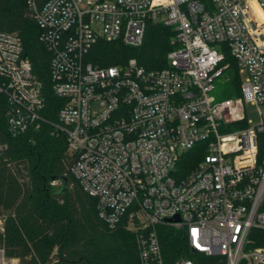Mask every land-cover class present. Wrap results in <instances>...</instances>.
<instances>
[{
  "label": "built area",
  "instance_id": "2783aa9c",
  "mask_svg": "<svg viewBox=\"0 0 264 264\" xmlns=\"http://www.w3.org/2000/svg\"><path fill=\"white\" fill-rule=\"evenodd\" d=\"M51 53L49 120L43 82L17 32L0 30V94L9 133L47 122L64 134L69 170L97 199L110 227L135 232L141 264H195L164 258L157 227L182 230L191 249L227 264H264V0H26ZM150 22L172 27L168 66L137 58L91 61L99 40L143 44ZM244 73L240 93L217 99L228 80L226 54ZM229 88L231 86H228ZM257 107L253 123L246 105ZM7 144L0 140V162ZM262 240L264 241V236ZM2 264H5L3 261Z\"/></svg>",
  "mask_w": 264,
  "mask_h": 264
},
{
  "label": "trees",
  "instance_id": "16d2710c",
  "mask_svg": "<svg viewBox=\"0 0 264 264\" xmlns=\"http://www.w3.org/2000/svg\"><path fill=\"white\" fill-rule=\"evenodd\" d=\"M0 30L19 34L23 55L44 85V114L49 120L57 119L62 100L51 89L52 55L39 39L41 30L26 0H0ZM174 37L172 27L150 22L141 46L99 40L91 61L107 66L135 57L147 69L163 68L168 66L167 53L177 46ZM224 62L229 65L228 85L222 96L237 95L242 79L236 60L227 52ZM7 107L0 94V140L7 144L0 162V249L4 256L19 264H141L135 232L125 223L108 226L98 215L97 199L71 174L66 136L53 134L47 122L12 136L7 128ZM258 145L262 160L264 130ZM157 229L167 262L185 257L195 264H227L223 255L193 251L182 230L166 225ZM251 235L254 246L264 245L263 230L252 229Z\"/></svg>",
  "mask_w": 264,
  "mask_h": 264
},
{
  "label": "rangeland",
  "instance_id": "374dc122",
  "mask_svg": "<svg viewBox=\"0 0 264 264\" xmlns=\"http://www.w3.org/2000/svg\"><path fill=\"white\" fill-rule=\"evenodd\" d=\"M239 76L241 79H243L245 77V74L239 73ZM224 79H225V77H222L221 79H217L215 81V89L211 92L213 95L216 96L217 99L223 98V96H222L223 88L226 85H228L227 81H225ZM230 88H232V86ZM229 92H233V91L230 89ZM246 113H247V117L253 123H256L260 120V115L258 113L257 107L250 104V103H248L246 105ZM55 184H57V183H55ZM1 224H2V220H0V226H1ZM0 260H3L5 262V264H19L18 260L15 258H7L4 256V258L1 259V256H0Z\"/></svg>",
  "mask_w": 264,
  "mask_h": 264
},
{
  "label": "water",
  "instance_id": "95a60500",
  "mask_svg": "<svg viewBox=\"0 0 264 264\" xmlns=\"http://www.w3.org/2000/svg\"><path fill=\"white\" fill-rule=\"evenodd\" d=\"M53 179H55V177ZM193 251H194V249H193ZM0 256H1V259H3V250H1V249H0ZM2 261L3 260H0V264L3 263Z\"/></svg>",
  "mask_w": 264,
  "mask_h": 264
},
{
  "label": "crops",
  "instance_id": "0c3cea01",
  "mask_svg": "<svg viewBox=\"0 0 264 264\" xmlns=\"http://www.w3.org/2000/svg\"><path fill=\"white\" fill-rule=\"evenodd\" d=\"M3 258H4V253H3Z\"/></svg>",
  "mask_w": 264,
  "mask_h": 264
}]
</instances>
